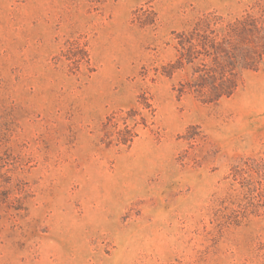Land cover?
I'll use <instances>...</instances> for the list:
<instances>
[{
  "label": "rangeland",
  "instance_id": "obj_1",
  "mask_svg": "<svg viewBox=\"0 0 264 264\" xmlns=\"http://www.w3.org/2000/svg\"><path fill=\"white\" fill-rule=\"evenodd\" d=\"M205 15L264 23V0H0V264H264V216L229 178L264 162V57L214 104L179 94L190 67L163 72ZM143 102L147 127L107 146V117Z\"/></svg>",
  "mask_w": 264,
  "mask_h": 264
},
{
  "label": "trees",
  "instance_id": "obj_2",
  "mask_svg": "<svg viewBox=\"0 0 264 264\" xmlns=\"http://www.w3.org/2000/svg\"><path fill=\"white\" fill-rule=\"evenodd\" d=\"M217 23L209 15L199 18L187 32L178 35L176 60L163 72L171 76L176 71L191 68L190 80L179 84L178 92H189L204 104H214L229 98L239 85L240 74L256 70L264 57V23L252 15H243L215 29ZM221 35L218 41L217 34ZM209 56L207 68L195 65L199 56ZM59 60L67 62L70 73L89 65L86 43L66 42ZM90 71V70H89ZM142 110L134 107L113 113L104 123L107 146H130L138 137V128L147 127V115L152 112L147 102ZM229 178L241 188V202L253 214L264 216V162L252 158L241 159L231 167Z\"/></svg>",
  "mask_w": 264,
  "mask_h": 264
}]
</instances>
